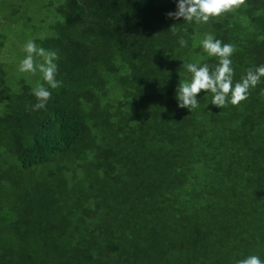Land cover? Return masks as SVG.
<instances>
[{"label": "trees", "instance_id": "trees-1", "mask_svg": "<svg viewBox=\"0 0 264 264\" xmlns=\"http://www.w3.org/2000/svg\"><path fill=\"white\" fill-rule=\"evenodd\" d=\"M177 2L0 1L62 81L33 111L44 81L6 62L0 21V264L264 260V77L238 105L176 98L183 62L218 64L205 34L235 46L233 84L264 65V0L200 24L169 18Z\"/></svg>", "mask_w": 264, "mask_h": 264}, {"label": "clouds", "instance_id": "clouds-1", "mask_svg": "<svg viewBox=\"0 0 264 264\" xmlns=\"http://www.w3.org/2000/svg\"><path fill=\"white\" fill-rule=\"evenodd\" d=\"M245 3L246 0H178L177 10L168 12L167 16L176 20L183 18L188 23H208L210 18L234 11ZM169 30L173 35H177L179 31L176 24ZM178 43L181 47L188 46V41L183 36L179 37ZM201 45L210 57L218 58V64L211 68L207 63L201 64L198 59L191 63L183 62L182 67L191 74V79L179 82L176 90L178 107L187 108L190 112L199 107L197 96L201 91L213 94L211 104L217 108H223L228 103L238 105L246 100L249 89L257 86L264 77V65L248 68L240 81L233 84L234 69L230 57L236 51L235 46L216 39L212 34H205ZM23 50L26 55L20 61L18 70L32 76H41L44 83L37 81L32 89V94L37 100V103L32 105V110H42L51 99L49 87L56 89L62 85V81L56 79L58 65L55 61L58 56L55 51L38 46L34 40H28ZM45 84L48 87H45ZM235 264H264V260L257 255H249L237 260Z\"/></svg>", "mask_w": 264, "mask_h": 264}, {"label": "rangeland", "instance_id": "rangeland-1", "mask_svg": "<svg viewBox=\"0 0 264 264\" xmlns=\"http://www.w3.org/2000/svg\"><path fill=\"white\" fill-rule=\"evenodd\" d=\"M5 1V0H0ZM9 3L19 5L21 3L23 9L26 7L28 8V12L32 7H35V11L37 8H40L47 0H8ZM31 7V8H30ZM46 14H48L46 11L42 15H40L39 19L44 17ZM16 18L18 16H14L12 14V11L10 8H3L0 6V21L3 22L5 26V30L9 32L10 41L6 43L7 48L4 51V56L7 58L6 62H9L10 65H14L17 69H19V63L20 61L25 57L26 53L23 50L24 44L30 40L29 33L31 32H25L22 29L21 23H19ZM39 21V20H38ZM38 21L36 20L34 25H38ZM29 75L28 73H22Z\"/></svg>", "mask_w": 264, "mask_h": 264}]
</instances>
